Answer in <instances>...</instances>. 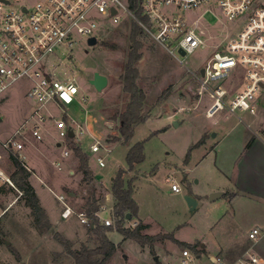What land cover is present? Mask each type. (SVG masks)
Instances as JSON below:
<instances>
[{"label":"rangeland","instance_id":"374dc122","mask_svg":"<svg viewBox=\"0 0 264 264\" xmlns=\"http://www.w3.org/2000/svg\"><path fill=\"white\" fill-rule=\"evenodd\" d=\"M214 5L211 2L193 9L169 7L189 24L199 18L204 30V45L186 56V67L151 37L145 38L142 57L136 65L138 84L146 94L142 111L148 117L134 125L133 134L127 141L119 135L118 120L110 117L121 111L128 100L119 74L130 46L131 16L123 12L117 23L97 21L99 29L94 45L81 38L70 52L59 53L66 62L69 76L75 78L79 87L78 101L59 106L51 104L48 111L55 118H66L75 133H79L77 125H80L82 134L73 142L65 141L69 153L59 169L53 161H62V147L55 145L58 136L52 119H48L41 129V140L30 136L25 142L20 154L32 166L33 173L28 179L44 204L51 227L39 232L29 208L18 198L0 220L3 231L0 264H74L73 256L65 252L54 233L70 239L74 250L82 245L94 246L96 241L90 239L91 234L77 217L62 219V209L55 194L64 195L66 202L77 211L83 208L91 192L104 193V185L110 186L111 177L118 168L126 170V180L132 179V197L138 205V216L149 223V228L143 232H169L180 241L205 243L206 253L220 251L227 260L234 259L240 246L249 244L248 248L264 260V237L254 243L247 236L252 227L264 224V148L262 145L245 146L247 139L254 136L253 131L261 132L264 88L256 91L253 115L248 111L229 113L220 109L213 116H207L212 99L201 89L200 69L215 50L214 44L235 36L241 27L237 18L228 19ZM244 70V67H238L221 85L244 89ZM95 72L107 77V84L101 90L90 83ZM26 87V80H19L6 91L7 99L0 107L3 113L0 139L7 138L15 130L30 108L31 101L25 97ZM80 97H86V100L79 101ZM225 103L228 105L229 100ZM173 121L178 125L174 126ZM201 137L203 141L193 146ZM93 140L107 145L109 152L103 148L97 153L91 152L89 146ZM137 141L143 143V159L131 171L127 169L125 157L129 146ZM71 143L79 145L89 156L94 177L103 184L96 180L87 183L80 174L71 178L78 167ZM188 151L189 156L185 159ZM98 155L104 157V166L97 164ZM1 166L8 173L13 169L8 159ZM68 170L74 171L69 174ZM168 175L178 184L179 191L171 189V182L166 180ZM5 190L7 194L1 197L2 206L15 196L8 187ZM214 192L221 194L211 199ZM185 194L196 200L194 209L187 205ZM103 205L101 203L100 220L111 216V202ZM136 221L137 217L125 220L123 224L128 226ZM108 236L116 243L121 241L116 230L110 231ZM183 248L189 247L166 237L145 246L125 239L107 264H178V252Z\"/></svg>","mask_w":264,"mask_h":264},{"label":"built area","instance_id":"2783aa9c","mask_svg":"<svg viewBox=\"0 0 264 264\" xmlns=\"http://www.w3.org/2000/svg\"><path fill=\"white\" fill-rule=\"evenodd\" d=\"M211 2L228 19L237 18L241 27L235 36L214 44L215 50L202 67L203 73L198 76L201 89L212 99L206 114L211 117L218 110L226 109L229 113L239 110L253 115L256 112V91L264 88V0H138L145 22L130 10L128 0H0V107L7 99L6 91L19 80H26L25 97L31 101L28 112L15 130L7 138L0 139V220L23 195L11 174L1 166L5 159L11 163L10 153L17 156L31 173L33 170L20 150L30 136L37 140L43 138L41 129L48 119L53 120L57 129V143L62 147V157L69 153L64 144L69 132L72 131L75 140L82 134L80 125H77L79 133H75L63 117L55 118L48 111L51 104L59 106L78 101L76 95L79 87L75 78L69 76L66 62L59 53L70 52L81 38L87 41L90 37H96L99 29L97 21L117 23L121 20V13L126 12L146 35L186 67V56L204 45V30L199 18L189 24L181 14L169 7L193 9ZM180 50L184 52L183 55ZM64 56L67 57L66 54ZM238 67L245 68V88L223 87L221 83L231 77ZM80 100L84 101L86 97H80ZM228 100L227 105L225 102ZM2 116L0 110V120ZM260 131L259 134L254 131V135L264 142V122ZM101 148L109 152L107 145H102L98 140H93L89 146L93 153ZM96 161L99 166L105 164L102 155H98ZM53 164L61 168L58 162L54 161ZM166 180L171 182L173 191L180 190L171 175L166 176ZM5 187L14 191L15 196L2 206L1 197L7 194ZM55 197L62 204V218L75 216L80 224H90L84 208L76 211L66 202L64 195L55 194ZM95 215L103 225H114L113 216L100 220L99 213ZM136 224L137 221L128 226L134 227ZM247 236L254 243L259 241L264 237V225L252 227ZM178 264H264V260L251 248L231 260L216 252L199 256L193 250L183 248L178 252Z\"/></svg>","mask_w":264,"mask_h":264},{"label":"trees","instance_id":"16d2710c","mask_svg":"<svg viewBox=\"0 0 264 264\" xmlns=\"http://www.w3.org/2000/svg\"><path fill=\"white\" fill-rule=\"evenodd\" d=\"M128 6L138 18L143 22L146 21L145 17L141 15L138 0H128ZM146 37L147 35L142 27L132 20L129 31L130 46L126 53L122 72L119 74L122 90L128 94V100L121 111L110 117V119L118 120V132L120 137L123 138V141H127L131 138L135 124L144 121L148 117L142 111L146 94L143 88L138 84L139 69L136 65L142 57L141 48L144 46ZM64 119L66 120V118ZM68 140L73 142L74 139L69 135ZM202 141L203 138L201 137L193 146H196ZM247 145H249V143ZM70 149L78 160V170L82 173V180L88 183L92 180L91 171L88 167V155L79 145L71 143ZM188 156L189 151L186 153L185 159H187ZM10 158L13 167L10 173L11 178L15 185L23 192L20 198L23 200L24 205L29 208L35 228L39 232L48 231L51 227V223L34 187L31 182H29L28 177L30 172L24 168L21 161L17 156L13 155V153H10ZM125 159L128 170H132L134 165L143 159L142 141L134 142L129 146ZM125 172V169L118 168L110 184V192L115 198V203L112 207L114 225L105 226L99 222V218L95 215V213L99 211V203H97L98 198L94 192H91L84 202L83 208L87 211L90 221V224L85 226L87 232L91 234L90 239L95 238L96 243L94 246L82 245L81 248L74 250L71 247L72 241L70 239L60 233H54V238L62 245L65 252L73 256L74 264H107L120 244H115L108 238L107 232L112 230H116L122 235L121 241L131 239L140 246L151 245L154 241L166 237L181 246L189 247V249L193 250L199 256L206 254L205 245H202L201 242L190 244L180 241L169 232L158 234L144 233L143 229L146 228L147 225L141 221H137L134 227L125 226L123 224L125 220H130L138 216V205L132 197V179L126 180L124 178ZM99 195H101V193H99ZM127 214L130 216L129 219L126 217ZM1 235H3V231L0 228V236Z\"/></svg>","mask_w":264,"mask_h":264},{"label":"crops","instance_id":"0c3cea01","mask_svg":"<svg viewBox=\"0 0 264 264\" xmlns=\"http://www.w3.org/2000/svg\"><path fill=\"white\" fill-rule=\"evenodd\" d=\"M66 122H67V120H66ZM254 132V131H253ZM203 134V133H202ZM214 135H216V134H214ZM213 135V136H214ZM202 136V135H201ZM256 140H258L259 141V143H257L256 142ZM249 143V145H247ZM55 145L58 147V143H57V141H55ZM252 145H255V146H257V147H259V145H262L263 146V148H264V142H262L261 140H259L257 137H255V135L254 136H252L251 138H248L247 139V142H246V145L245 146H250V147H252ZM247 148V147H246ZM88 158H89V156H88ZM66 160H68V159H66ZM54 161H56V162H58V160H54ZM53 161V162H54ZM64 157L62 158V161L61 162H58L59 163V165L61 166L63 163H64ZM66 162V161H65ZM26 163L29 165V166H31L27 161H26ZM68 163V162H67ZM32 167V166H31ZM88 167H89V169H90V171H91V175H92V180L91 181H93V180H96V181H98V182H100V184H103L102 182H101V180H97L95 177H94V174H93V172H92V170H91V167H90V165H89V159H88ZM76 174H74L73 176H71V178L72 177H74L75 178V176L76 175H78V174H80V177L82 176V173L78 170V167H76ZM73 171L74 170H68V173L69 174H71V173H73ZM132 171V170H131ZM263 176H264V174H262ZM112 178H113V176L111 177V180H112ZM41 180V179H40ZM42 181V180H41ZM69 185V184H68ZM96 186V185H95ZM105 187H106V189L104 190V193L102 194V195H99V193H98V195H96V197L98 198V200H97V203H99V211H98V213H99V215H100V212H101V203H103V204H105L106 205V203H107V201H110L111 202V211H110V215L112 216V207H113V204L115 203V198H114V196L112 195V193L110 192V186H106V185H104ZM58 203H59V205H60V209H62V204L58 201ZM42 205H44V204H42ZM105 205H103V207H105ZM46 206V205H45ZM47 207V206H46ZM49 208L51 209L52 208V206L50 205L49 206ZM50 209H47V210H49V212H50ZM110 216V217H111ZM75 217V216H74ZM105 218H107V217H105ZM63 219V218H62ZM137 220L138 221H141L142 223H144V224H146L147 225V227L146 228H144L143 229V231H145L147 228H149V223H147V222H143L142 221V219L139 217V216H137ZM57 222H58V220H56ZM59 223V222H58ZM264 225V224H263ZM61 226H62V224H61ZM109 233H110V231H108L107 232V236L109 235ZM145 233V232H144ZM121 235V234H120ZM108 238H109V236H108ZM110 239V238H109ZM121 239H122V235H121ZM111 240V239H110ZM112 241V240H111ZM112 242H114V241H112ZM115 244H119L120 242H118V243H116V242H114ZM257 244V243H256ZM255 244V245H256ZM204 245H205V243H204ZM248 246H249V244L247 245V246H243V247H241L240 246V248L235 252V255H234V258H236V257H238L242 252H244L246 249H249L248 248ZM206 249V248H205ZM207 250V249H206ZM117 251V250H116ZM220 251H218V252H216V253H219ZM207 253H213V252H209V251H207ZM206 253V254H207ZM220 254V253H219Z\"/></svg>","mask_w":264,"mask_h":264},{"label":"water","instance_id":"95a60500","mask_svg":"<svg viewBox=\"0 0 264 264\" xmlns=\"http://www.w3.org/2000/svg\"><path fill=\"white\" fill-rule=\"evenodd\" d=\"M114 12H115V10L112 9V13H114ZM96 42H97V38H96V37H90V38H88V40H87V43H88L89 45H94ZM180 54L183 55L184 52H183L182 50H180ZM200 73H201V74L203 73V68L200 69ZM90 83H91L92 85H94V87H95L97 90H101V89H103V88L106 86V84H107V77H106L105 75H103V74H100V73H98V72H95L94 75H93V77H92L91 80H90ZM173 124H174V126H177V125H178L177 121H173ZM69 135H70V136L73 135L72 131L69 132ZM213 135H214V133H213ZM218 194L220 195L221 193H219V192H214V193L211 194L210 198L213 199V198L216 197ZM184 199H185L187 205H188L191 209H194V208L196 207L197 202H196V200H195L194 198H192L190 195L185 194V195H184ZM126 217L129 219V218H130L129 214H127ZM202 245H204V243H202Z\"/></svg>","mask_w":264,"mask_h":264}]
</instances>
